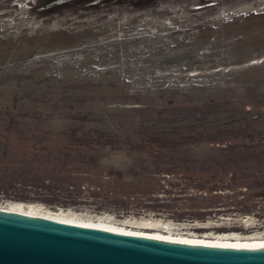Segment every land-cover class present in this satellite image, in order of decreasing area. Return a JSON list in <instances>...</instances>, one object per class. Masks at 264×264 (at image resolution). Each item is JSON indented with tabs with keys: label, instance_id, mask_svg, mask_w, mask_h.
Returning a JSON list of instances; mask_svg holds the SVG:
<instances>
[{
	"label": "rangeland",
	"instance_id": "374dc122",
	"mask_svg": "<svg viewBox=\"0 0 264 264\" xmlns=\"http://www.w3.org/2000/svg\"><path fill=\"white\" fill-rule=\"evenodd\" d=\"M0 208L264 240V0L0 11Z\"/></svg>",
	"mask_w": 264,
	"mask_h": 264
},
{
	"label": "water",
	"instance_id": "95a60500",
	"mask_svg": "<svg viewBox=\"0 0 264 264\" xmlns=\"http://www.w3.org/2000/svg\"><path fill=\"white\" fill-rule=\"evenodd\" d=\"M0 264H264V244L185 243L0 209Z\"/></svg>",
	"mask_w": 264,
	"mask_h": 264
},
{
	"label": "bare ground",
	"instance_id": "6f19581e",
	"mask_svg": "<svg viewBox=\"0 0 264 264\" xmlns=\"http://www.w3.org/2000/svg\"><path fill=\"white\" fill-rule=\"evenodd\" d=\"M3 209V208H0ZM6 210H10L13 212H18V213H24V214H29L33 216H40V217H46V218H51V219H56V220H62L66 222H72L76 224H81L85 226H90V227H95V228H101L105 230H112V231H117V232H124V233H130V234H137V235H143V236H149V237H155V238H160V239H166V240H172V241H178V242H185V243H194V244H202V245H237V244H264V240H240V239H230V238H197V237H187V236H174V235H167L163 234L160 232H137L133 231L127 228L115 226L106 223L105 221H99V222H77L76 220H69V219H63L58 217L57 215H37L33 211H28V210H19V209H11L8 208ZM37 213V212H36ZM65 218V217H64ZM75 219V218H74ZM236 237V235H234Z\"/></svg>",
	"mask_w": 264,
	"mask_h": 264
},
{
	"label": "flooded vegetation",
	"instance_id": "af4514ba",
	"mask_svg": "<svg viewBox=\"0 0 264 264\" xmlns=\"http://www.w3.org/2000/svg\"><path fill=\"white\" fill-rule=\"evenodd\" d=\"M100 0H0V11L16 12L26 6L35 11H52L59 6H89Z\"/></svg>",
	"mask_w": 264,
	"mask_h": 264
},
{
	"label": "trees",
	"instance_id": "16d2710c",
	"mask_svg": "<svg viewBox=\"0 0 264 264\" xmlns=\"http://www.w3.org/2000/svg\"><path fill=\"white\" fill-rule=\"evenodd\" d=\"M140 159L141 160H137L138 163L143 164L144 159L147 160L148 158H141L140 157ZM111 162L115 163L114 158H112ZM141 167H143V166H141ZM116 168H112V170H110L111 175L116 176L118 179H121V180L126 178V177L132 176L133 177L132 184L137 185V189L142 190V191L148 190V192H151V190L156 189L155 185L157 183H159V181H160L159 177L156 176L157 174L152 173L150 175H144V177H143V175H141V172H139V171L138 172H135V171L125 172V171H123V169H120L118 167H116Z\"/></svg>",
	"mask_w": 264,
	"mask_h": 264
}]
</instances>
